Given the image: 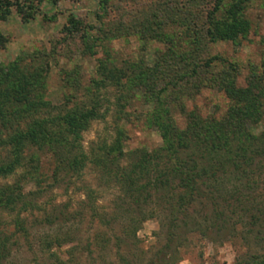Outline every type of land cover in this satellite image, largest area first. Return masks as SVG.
Segmentation results:
<instances>
[{"label": "rangeland", "instance_id": "obj_1", "mask_svg": "<svg viewBox=\"0 0 264 264\" xmlns=\"http://www.w3.org/2000/svg\"><path fill=\"white\" fill-rule=\"evenodd\" d=\"M9 1L13 5L0 20L4 39L0 71L14 64L17 75L30 80L39 112L57 113L95 103L100 117L82 133L85 153L101 141L109 144L118 130L125 153L154 150L161 141L152 121L163 114L180 130L193 114L220 122L232 107L225 92L230 86L246 91L258 104L250 107V117L234 114L229 118L232 131L252 151L258 153L264 147L259 139L264 133V0H234L240 3L238 17L247 26L234 42L220 34L223 13L231 0H223L217 11V0ZM29 14L30 18L24 20ZM112 68L124 72L115 85L107 75ZM99 79L105 86L98 89L95 82ZM51 156L44 150L29 149L21 167L0 178V190L10 188L29 194L25 200L39 204L44 213L67 205L66 210L75 217L60 226L61 231L70 232L72 242L54 248L42 241L51 232L43 223L41 210L16 213L18 205L13 211L0 208V234L10 237L9 254L0 264H57L54 258L66 264H116L111 243L99 246L98 256L91 254L90 259L85 242L97 230L107 236L117 234V224L140 218L143 210L146 220L135 234L139 242L136 247L128 246V253L121 250L119 254L133 259L138 252L137 256L143 258L141 264L153 259L165 243V227L161 225L166 212L158 210L150 216L147 212L151 207L147 205L139 209L130 206L128 213L125 206L115 208L120 206L116 199L119 191L111 185L105 187L92 165L71 178L62 171L51 175ZM128 163L123 160L120 165ZM254 165L259 173L253 171L249 187L242 189V199L247 201L237 204V211L231 205L225 211V229L205 237L201 232L206 223L195 227L197 231L183 228L181 233H186L179 236L176 252L169 251L164 261L155 264H241L243 259L259 254L264 246V170H259L257 160ZM88 191H92L95 211L112 222L108 227L89 217V207L80 205ZM193 212L196 219L208 217L209 206L194 204ZM115 213L117 219L112 221ZM16 215L23 231L17 229ZM252 218L263 220L260 236L254 234L258 222L250 225ZM76 239H80L77 245L73 241Z\"/></svg>", "mask_w": 264, "mask_h": 264}, {"label": "trees", "instance_id": "obj_2", "mask_svg": "<svg viewBox=\"0 0 264 264\" xmlns=\"http://www.w3.org/2000/svg\"><path fill=\"white\" fill-rule=\"evenodd\" d=\"M222 1H216L215 11L219 9ZM12 5L9 0H0V20L9 13ZM240 10V3L231 0L230 5L224 10V19L220 23L221 37L231 42L243 35L247 29L244 20L238 17ZM27 18H30V14L23 17L24 20ZM70 23L72 26L75 24L72 20ZM3 43L4 39L0 34V47ZM262 66L264 80V63ZM16 70V66L11 64L7 72L0 71V178H5L20 168L26 152L31 148L50 152L53 165L50 169L51 175L62 171L63 175L71 178L86 165H92L98 172V180L105 181V187L119 191L116 199L120 206L115 205V208L121 209L125 206L128 213L130 206L139 209L147 205L151 207L150 212H147L150 216L158 210L166 212L165 222L161 225L165 227V243L147 264L164 261L169 251L176 252L181 241L179 236L186 233H181L184 231L183 228L190 227L189 229L194 228L193 231H197L195 227L199 228L206 223L205 226L202 225L201 232L205 237L223 231L228 220L225 211L230 205L232 210L237 211V204L241 205L247 201L245 198L242 199L245 196L242 189L249 187L250 174L253 171L256 170L257 175L259 173L254 165L256 160L259 162V170H264V147L257 150L258 153L252 151V148L250 149L246 142H241L239 136L232 131L229 120L234 114L250 117L252 115L250 107L258 106L256 98L244 90L225 87L232 107L228 110L226 119H221L220 122L208 121L193 114L184 130H180L167 114L154 117L152 124L158 131L161 145L149 152L133 150L125 153L121 132L118 130L116 137L109 144L101 141L94 150L85 153L81 147V136L90 122L100 117L96 111V104L89 107L75 106L57 113L39 112L40 104L33 97V90L29 88L30 80L23 75H17ZM107 75L115 85L123 79L124 72L112 68ZM192 77L193 72L188 78ZM186 82L188 83V79ZM95 86L98 89L105 86L103 79L96 81ZM156 99L158 104L159 98ZM263 113L264 110L262 115ZM259 139L261 144H264V133ZM123 160L129 163L120 165ZM87 193L84 196L85 202H80V205L89 207V217L108 227L112 222H109L110 219L105 220L104 214L95 211L94 199L91 198L92 191ZM26 196L29 194L19 190L10 188L0 190V208L13 211L14 206L18 205L16 213L41 210L43 223L50 228L51 233L53 232L43 236L42 241L54 248L72 242L70 232L61 231V224L75 217V214L66 210L67 205L53 207L49 213H44L39 204L26 201ZM222 203L225 205L222 206ZM194 204H207L209 216L196 219L193 212ZM145 213L144 210L143 213L139 212L138 219L128 218L126 225L117 224V234L107 236L103 232L99 233V230L94 231L90 241L85 242L90 259L91 254L98 256L96 251L99 246L111 243L116 264L143 263L142 256H137L138 252L133 259H128L119 252L126 251L128 246L136 247L139 241L135 234L140 224L146 220ZM112 216V221H115L116 213ZM19 220L16 215L14 222L17 229L22 230ZM255 220L257 219L252 218L253 222L250 225L254 227L255 222H258L254 234L260 236L259 233L263 232V220L262 218ZM108 229L110 232V228ZM9 239L6 234H0V261H5L9 254L7 249ZM76 240H73L75 245L79 244L80 239ZM176 241L177 243H174ZM73 249L75 250V247ZM77 250L79 253L80 249ZM127 251L125 253H128ZM141 253L140 250L139 254ZM54 260L57 264H66V261L60 258ZM77 260L78 256L75 262ZM241 264H264V246L259 249V254H252L243 259Z\"/></svg>", "mask_w": 264, "mask_h": 264}]
</instances>
